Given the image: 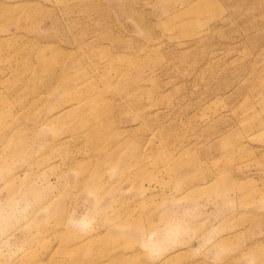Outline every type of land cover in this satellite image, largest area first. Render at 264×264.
<instances>
[{
  "label": "rangeland",
  "instance_id": "obj_1",
  "mask_svg": "<svg viewBox=\"0 0 264 264\" xmlns=\"http://www.w3.org/2000/svg\"><path fill=\"white\" fill-rule=\"evenodd\" d=\"M0 264H264V0H0Z\"/></svg>",
  "mask_w": 264,
  "mask_h": 264
}]
</instances>
